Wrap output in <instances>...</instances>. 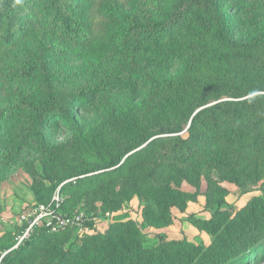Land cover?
<instances>
[{
    "label": "trees",
    "instance_id": "obj_1",
    "mask_svg": "<svg viewBox=\"0 0 264 264\" xmlns=\"http://www.w3.org/2000/svg\"><path fill=\"white\" fill-rule=\"evenodd\" d=\"M152 3L154 0H0V130L8 113L16 109L18 119L36 126L34 135L44 130L72 132L70 142L54 145L50 151V158L64 170V180L98 178L122 171L128 164V169L150 165L146 176L133 171L132 179H123L120 189L114 186L105 196L115 198L123 189L135 191L139 185L150 187L157 192L148 204L150 215L166 220L171 208L184 211L175 189L183 182L198 188L201 178L211 182L214 170L237 182L241 175H258L264 167V77L230 87L224 95L234 99L204 106L212 95L205 78L215 72L203 56L192 58L183 71L178 65L177 75L170 79L178 78L154 82L153 91L107 118L103 128L120 147L97 153L94 161L87 156L88 126L81 123L80 116L110 81L97 72L92 74L93 83L82 81L77 75H83L80 69L85 61L81 65L80 61L96 54L94 64L99 66L100 58L142 46L152 53L160 48L158 39L172 36L193 21L221 50L252 61L264 73V31L236 38L231 27L234 10L225 0H175L156 14H151L155 10ZM149 39L152 42L145 45ZM29 43L34 44L32 49H28ZM211 77L216 83V77ZM186 125L182 136L179 133ZM1 137L0 133V164L7 152ZM135 160L138 163L131 164ZM89 173H93L91 177L84 176ZM258 190L260 194L232 217L222 208L225 202H218L210 218L203 220L212 235L207 247L185 238L168 240L160 231L150 243H143L138 230L121 238L107 232L90 237L94 253L104 258L92 264H264V186ZM156 198L164 201L153 209ZM36 200L34 204L45 202ZM116 224L122 227L129 222ZM57 232L34 228L0 264L73 260L76 252L59 248ZM35 243L50 246L52 253L35 262L28 256Z\"/></svg>",
    "mask_w": 264,
    "mask_h": 264
},
{
    "label": "rangeland",
    "instance_id": "obj_2",
    "mask_svg": "<svg viewBox=\"0 0 264 264\" xmlns=\"http://www.w3.org/2000/svg\"><path fill=\"white\" fill-rule=\"evenodd\" d=\"M174 1L154 0L151 7L155 10H152L151 14L166 9ZM225 5H231L230 8L234 10L231 27L236 38H245L253 32L264 31V0H225ZM195 24L193 21L188 22L174 31L172 36L158 39L157 46L160 48L152 53L145 52L142 46L138 50L100 58L99 66L94 64L95 58L99 56L96 54L90 55L89 58L86 56L87 58L80 61V65L85 62L80 69L83 75H77L79 79L93 83L92 74L97 72L110 81L105 90L92 98V102L80 116L81 123L88 126L87 141L90 154L87 153V156H92L96 161L97 153L103 154L105 150L119 148V141L103 128L107 118L119 113L133 101L145 97L152 90L154 82L178 78L179 76L170 79L177 75L178 65L183 66L181 70L183 71L192 58L203 56L204 61H209L205 63L215 72L211 76L216 77V83L211 76L205 78L209 81L210 93L214 96H209L210 100L204 106L220 100L234 99L224 95L230 87L249 80L259 81L264 77V73L252 61L235 57L234 52L221 50ZM151 42L149 39L144 41V44L148 45ZM33 46V43H29L28 49H32ZM259 54L263 56L261 52ZM138 73L140 75H137ZM216 97L218 99L214 100ZM200 108L202 107L197 108L195 112ZM8 114L7 123L0 130L2 144L7 148L5 159L0 164V258L17 248L14 247L17 237L26 226L21 216L34 202L36 203V199L45 200L44 203H47L53 196L58 195L61 199L60 209L64 214L81 217V224L57 232V241L62 251L76 252L75 258L64 264H92L98 258L99 260L104 258L103 254L94 253L90 237L105 235L107 232L121 238L131 230H138L141 234L140 239L145 240L143 243H150L155 238V233L160 231L168 240L185 238L194 245L207 247L211 244L212 235L204 228L203 220L210 218L218 202L221 200L225 202L222 208L226 212L230 211L232 217L251 198L258 196L260 194L258 189L264 186V167L260 168L258 175L254 172L248 176L241 175L237 182L214 170L210 174V183L206 178H201L198 188L186 182L179 188L175 187L180 195L177 196L175 191L176 197L182 202L184 211L173 207L169 218L158 219L150 215L151 208L148 207L153 195L157 193L155 189L139 185L135 191L123 189L117 196L114 193L115 198L109 199L105 196L107 190L114 186L120 189L123 179H132L133 171L139 176H146L150 165L128 169V164L122 171H112L98 178L68 179L70 182L66 185L68 180L61 179L64 170L50 158V151L54 145L70 142L73 133L59 129L44 130L34 135L36 126L24 121V118L18 119L16 109H12ZM186 128L187 125L179 134L185 136ZM133 163H138V160L131 164ZM91 174L93 173L84 176L91 177ZM246 177H250L251 180ZM244 182L247 185L243 184ZM244 190L246 192L243 193ZM150 194L152 196L148 197ZM111 199L113 204L110 202ZM163 201V198H156L153 209L159 205L158 203L161 207ZM118 222L129 224L121 227L116 224ZM45 247L35 243L33 251H30L28 256L39 262L41 257H47L52 253L50 246Z\"/></svg>",
    "mask_w": 264,
    "mask_h": 264
},
{
    "label": "built area",
    "instance_id": "obj_3",
    "mask_svg": "<svg viewBox=\"0 0 264 264\" xmlns=\"http://www.w3.org/2000/svg\"><path fill=\"white\" fill-rule=\"evenodd\" d=\"M60 206L61 199L58 195H55L49 202L33 204L25 211L21 219L26 226L22 234L17 237L14 247H17L24 239H27L36 227H45L51 232H57L67 227L81 224V217L74 214H64Z\"/></svg>",
    "mask_w": 264,
    "mask_h": 264
}]
</instances>
